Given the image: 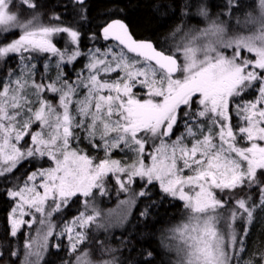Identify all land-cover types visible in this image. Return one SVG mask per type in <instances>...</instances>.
Instances as JSON below:
<instances>
[{
  "label": "snow or ice",
  "instance_id": "6c2138e0",
  "mask_svg": "<svg viewBox=\"0 0 264 264\" xmlns=\"http://www.w3.org/2000/svg\"><path fill=\"white\" fill-rule=\"evenodd\" d=\"M76 2L83 7L84 0ZM17 7L15 0H0V33L19 30L11 42H0V61L19 58L21 64L18 74L9 71L0 79V177L7 180L25 160L52 162L8 191L15 202L11 236L17 237L21 226L28 229L20 264H52L46 256L52 247L61 249L51 243L60 237L68 239L75 264H119L115 257L95 261L81 247L93 226L106 229L128 214L124 207L118 216L110 212L97 222L102 214L91 201L97 192L107 195L106 183L113 178L123 192L132 191L137 178L142 182L121 205L130 207L136 195L149 196L157 187L182 203L184 213L168 229L171 243L165 245L175 253L172 264H264V252L259 259H243L249 226L257 209L264 212V0L259 15L247 19L255 28L251 34L229 35L213 21L184 32L176 53L135 39L125 22L113 19L102 29L112 43L104 52L89 53L86 77L81 73L69 82L61 70L48 83L36 80L32 61L52 54L59 56L58 69L72 63L79 50L62 52L54 40L66 34L78 44L79 33L41 22L36 0H20L14 11ZM25 9L33 10L31 19L22 18ZM199 14L207 17L204 9ZM250 90L255 97L244 99ZM49 92L55 102L47 98ZM233 105L238 125L232 122ZM181 121L184 131L176 136ZM82 138L93 148L103 145L105 158L96 163L78 147ZM116 151L132 162L114 159ZM245 187L259 189L258 203L237 198L232 206V197ZM80 197L84 211L58 233L54 214ZM238 220L243 222L239 231Z\"/></svg>",
  "mask_w": 264,
  "mask_h": 264
},
{
  "label": "trees",
  "instance_id": "16d2710c",
  "mask_svg": "<svg viewBox=\"0 0 264 264\" xmlns=\"http://www.w3.org/2000/svg\"><path fill=\"white\" fill-rule=\"evenodd\" d=\"M209 1L217 2L218 5L222 4L223 10L228 7V4H225L227 0ZM15 3L18 7L14 11H18L20 0H15ZM36 3L35 11L39 14L41 22L45 24L59 23L62 26L71 27L79 33L78 44L71 48L72 50L78 49L81 55L72 63L61 64L64 78L69 79V82H74L69 77L73 74L77 76L83 68L86 52L92 49L100 50L106 44L111 43L100 35V29L111 20L121 19L128 25L135 39L151 41L158 49L173 53V40L177 31L186 27L190 18L193 19L194 14L196 15L203 5L208 10H213L212 5L205 4L202 0H87L83 7L74 3L73 0H36ZM32 11V9H25L22 18L24 20L31 19ZM53 16H59L60 20L54 21ZM16 34L8 35L5 41H10ZM64 38L63 34V39L56 41L60 50H63L60 44L63 43ZM68 53L70 54L71 51ZM65 60H67V56ZM36 80L40 81L39 78ZM46 95L53 102L58 99L53 95L47 93ZM232 122L234 125L239 124L235 117ZM183 130L184 123L181 121L179 127L175 129V134ZM81 135L83 137V134ZM78 147L83 149L96 163L105 157L103 149L97 151L86 139L82 138ZM112 155L113 158H117L116 153L113 152ZM51 163L47 158L25 160L22 165L17 167L14 174H8L7 180L0 177V264H20L24 257V240L28 235L26 226L21 227L17 237H12L10 234L9 215L15 207V202L9 197L8 191L22 185L27 179V175L41 165L47 168ZM141 183L137 178L131 185L132 191L123 192L117 190V187H112L111 181H109L106 183L107 195L100 196L97 192L96 198L91 201V204L102 214L109 212L124 199H128V197L132 199L133 194L141 190L139 187ZM237 193V196L232 197V201L237 198H249L250 202L258 203L260 198L257 187H245L242 192L237 190ZM82 211H84V203L83 198L80 197L70 207L56 213L52 221L58 226L62 222L73 219ZM183 213L182 203L164 197L157 187L149 196H135V202L129 215L125 220L123 219L124 225L121 223L120 227L111 226L106 229L93 226L87 242L81 247L83 251L90 252L91 258L95 261L102 262L115 257L119 264H144L146 260H151L152 264H172L175 254L165 246L171 243L168 240V229L180 221ZM101 221L97 220L98 223ZM242 226L243 223L240 227ZM51 243L53 245L59 243L62 247L59 251L52 247L46 256L47 260L52 264H75L76 255L71 252L69 242L65 241L64 237L59 241L52 240ZM101 245L104 247L101 248ZM245 247L247 251L243 257L244 260L249 257L259 259L260 254L264 252V212L259 209L249 226ZM13 252H16L17 255L13 256ZM149 252L152 253L151 256H148Z\"/></svg>",
  "mask_w": 264,
  "mask_h": 264
},
{
  "label": "rangeland",
  "instance_id": "374dc122",
  "mask_svg": "<svg viewBox=\"0 0 264 264\" xmlns=\"http://www.w3.org/2000/svg\"><path fill=\"white\" fill-rule=\"evenodd\" d=\"M205 4L209 3V5L213 6V10L210 11L207 9V7L205 5H203L200 9H204L207 12V17L200 15L199 12L194 16L193 19L190 18V21L188 23V25L186 27H183L181 29H179L177 31V33L174 36V40H173V47H174V51L173 53H176V46L177 44L180 43V39L181 36L184 32H187L190 29H199L202 30L205 27H208L213 21L217 22V23H221L225 26L226 31L229 33V35H248L251 34V31H254L255 28L253 25L248 24L247 23V19L249 16H253V15H259L260 9H259V3L260 0H227V2L225 1V4H228V7L226 8V10H223L222 8V4L218 5L217 2H210L209 0H202ZM251 30V31H250ZM17 33L14 37H12L11 40L15 39L18 37L19 35V30H10L8 33H0V42H11L10 41H5L4 37L8 36V35H13ZM64 41L62 44H60V46L62 47L63 50L59 49V46L56 44V46L58 47V49L60 51H72L71 47L76 46L77 44H73L70 42V38H68L66 36V34H64ZM61 38L58 36L55 38L54 42L56 43L57 40H60ZM109 44H106V46L102 49H100V52H104L107 48ZM71 48V49H70ZM96 49H92L88 52H86L85 54V64L83 65V68L81 69V71L78 72V74H83L84 77L87 76V69H86V65L88 63V55L90 52H95ZM245 56H248L252 59H255L253 54L247 53L245 51L244 53ZM45 57H48L47 59ZM66 57V56H65ZM59 60V56H53L52 54H44V55H40L37 56V58L35 60L32 61V63H35L37 65L36 68V79L39 78V80L41 81V79H43L44 83H48V80H57L58 76L61 72V66L58 69L56 66V62ZM181 61H182V57H181ZM45 64L48 65L47 70H45ZM21 68V64L19 61V58H15V59H11L9 60L7 63H5L4 61H0V79H4L7 76V73L9 71H12L16 74L19 73ZM77 74V76H78ZM77 76L75 74H73V76H70L69 78L71 79V81H76L77 80ZM69 80V79H68ZM70 81V80H69ZM139 91L143 92L144 90L140 89ZM48 95H53L52 93H47ZM256 93L254 90H250L249 92L245 93L244 99L247 100H251L255 97ZM236 99H240V98H236ZM235 105H233V117H235L237 119V117L235 116ZM237 121H239L237 119ZM240 123V121H239ZM35 127V126H34ZM184 131V130H183ZM182 131V132H183ZM182 132H178L175 135L179 136ZM87 140V139H86ZM88 141V140H87ZM99 142V141H97ZM96 149V148H95ZM103 149V145H101V147L99 149H96L97 151H101ZM103 153L105 155V152L103 150ZM116 153V157L114 159H119L124 161L125 163H131L132 161H130L128 159V157H126L124 155V153H121L119 151L114 152ZM132 153H128V156H132ZM105 158V157H104ZM111 185L112 187H117V190L119 189V185L116 183L115 179H111ZM111 187V188H112ZM220 195H224L223 193H221ZM231 195V194H229ZM227 196H225V199L227 200ZM131 198L128 197V199H124V201H128ZM235 205V201H232V206ZM133 204L128 207L127 205H121V202H119L111 211L109 212H103V214L97 218V220L99 221L102 220L104 221V218L107 217V215L111 212L113 214V217H116L119 215V212L121 211V208L127 207V216L129 215L131 209H132ZM91 212V209H88ZM60 213V212H57ZM56 214V213H55ZM54 214V216H55ZM17 215H19V213H17ZM11 216H12V211L9 215V220H10V225H11ZM53 216V217H54ZM126 216V217H127ZM102 217V218H101ZM125 217V218H126ZM124 218V220H125ZM24 219H31V217H24ZM53 219V218H52ZM72 219H70L69 221H71ZM116 221L115 219L113 220V223L110 224L108 227L111 226H117L120 227L121 223L124 225L125 221ZM243 222L242 221H237V228L238 231L240 229V226ZM52 225L55 228V230L59 233L60 231L63 230L64 228V222H62L61 224H59L57 226V224H54V222L52 221ZM39 225H36V227H38ZM22 227V226H21ZM32 235H35V232L32 233ZM63 237L58 238L56 241L61 240ZM65 241L69 242L67 238H65ZM55 242V240H54ZM70 245V244H69ZM175 254V253H174ZM24 259V257H23ZM22 259V260H23Z\"/></svg>",
  "mask_w": 264,
  "mask_h": 264
},
{
  "label": "water",
  "instance_id": "95a60500",
  "mask_svg": "<svg viewBox=\"0 0 264 264\" xmlns=\"http://www.w3.org/2000/svg\"><path fill=\"white\" fill-rule=\"evenodd\" d=\"M73 1H74V3L80 5L79 3L76 2V0H73ZM86 1H87V0H84V3H85ZM123 22H124V21H123ZM105 25H106V24H105ZM105 25H104V26H105ZM104 26H103V27H104ZM103 27L100 29V35H101L102 37H103V34H102V29H103ZM137 40H139V39H137ZM144 41H147V40H144ZM110 42H111V41H110ZM111 43H112V42H111Z\"/></svg>",
  "mask_w": 264,
  "mask_h": 264
}]
</instances>
